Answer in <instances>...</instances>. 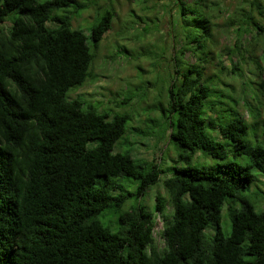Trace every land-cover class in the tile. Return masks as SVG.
Wrapping results in <instances>:
<instances>
[{
    "label": "trees",
    "instance_id": "obj_1",
    "mask_svg": "<svg viewBox=\"0 0 264 264\" xmlns=\"http://www.w3.org/2000/svg\"><path fill=\"white\" fill-rule=\"evenodd\" d=\"M242 2L218 29V0H172L177 17L164 35L180 42L173 56L194 58L176 69L180 81L170 92L174 162L186 166H173L161 181L166 196L156 193L151 209L137 203L119 211L112 230L100 214L120 210L131 194L112 191L117 179L135 180L139 197L160 173L154 159L112 151L128 114L109 116L67 98L92 76L89 41L97 47L114 11L101 12L85 33L58 12L82 6L77 0H0V264H264V204L256 210L245 193L264 178V0ZM220 32L234 38L231 67L210 72ZM233 56L249 60L251 76ZM223 75L241 80L232 99L249 120L216 99L235 93ZM197 149L218 164H192ZM158 217L161 250L153 236Z\"/></svg>",
    "mask_w": 264,
    "mask_h": 264
},
{
    "label": "rangeland",
    "instance_id": "obj_2",
    "mask_svg": "<svg viewBox=\"0 0 264 264\" xmlns=\"http://www.w3.org/2000/svg\"><path fill=\"white\" fill-rule=\"evenodd\" d=\"M77 1L83 5L76 6L77 3H72L58 11L68 14L73 28H81L88 33L97 16L106 9L113 10L114 17L111 27L105 32L96 48L89 41L90 50L94 53L90 66L92 76L87 78L82 86L70 87L67 98H81L84 102L93 104L99 112H106L109 116L128 114L127 130L117 139L112 151H130L135 158H144L147 161L154 159L160 169L159 180L139 197L134 195L137 184L135 180L127 176L117 179L119 189L112 191L131 194L125 198L120 210L108 208L99 216L104 224L113 223L110 228L114 230L119 211L137 203H142L151 209L156 193L166 196L161 181L172 172L173 166H186L184 163L174 162L177 150L173 140H170L169 132L170 121L174 120L175 112L171 110L170 92L173 83L177 84L180 81V75L176 73V69L181 71L185 66L184 61L192 62L194 58L187 51L184 52L183 57L179 54L173 56L174 51L180 47V42L173 45L170 37L164 35L170 30L171 21L177 17L172 0ZM242 1L218 0L221 11L212 12L213 21L219 25L218 29L222 28L221 24L226 15L233 14L234 10L243 3ZM165 5L167 8L170 7L169 11ZM157 16L159 21H156ZM12 18V13L7 15L9 24ZM223 35L226 34L221 35L220 32L217 35L218 43L214 51L216 60L210 65V72H216L222 67L224 73L231 67V62L227 58L229 55L227 47L231 46L234 38H225ZM237 61L240 60L233 56L232 62L241 67L244 77L251 76L249 60L247 63H237ZM222 78L234 85L235 93L227 90L228 95L225 93L227 96H234L228 99L226 95H223L216 99L226 103L224 108H238L241 115L249 120L248 113L241 109V105L235 106L232 99L241 91V80L226 78L224 75ZM212 98L215 100L214 95ZM262 110L264 114V105ZM207 131L218 138L216 131H212L210 127H207ZM228 157L231 158V154ZM218 162V159L204 155L199 149L196 150L192 159V164L196 166H216ZM99 181H101L100 177L97 178V183ZM257 185L259 189L250 188L245 192L254 203L256 210L264 204V178L257 181ZM255 191H259L258 197H254ZM166 210L169 211L170 207L166 206ZM220 226L224 233L228 232L230 220L225 208L221 210ZM161 230L162 219L158 217L153 236L159 250L164 246Z\"/></svg>",
    "mask_w": 264,
    "mask_h": 264
}]
</instances>
